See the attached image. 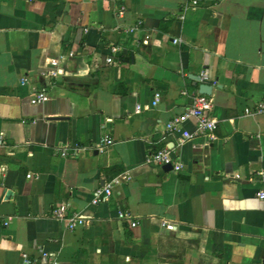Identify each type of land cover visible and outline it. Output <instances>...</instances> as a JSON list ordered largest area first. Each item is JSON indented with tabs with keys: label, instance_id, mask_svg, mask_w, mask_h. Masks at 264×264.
Here are the masks:
<instances>
[{
	"label": "crops",
	"instance_id": "1",
	"mask_svg": "<svg viewBox=\"0 0 264 264\" xmlns=\"http://www.w3.org/2000/svg\"><path fill=\"white\" fill-rule=\"evenodd\" d=\"M189 1L0 0V264H264V0H198L180 18ZM71 49L63 73L43 74ZM201 71L218 126L181 143L165 124ZM42 87L48 99L31 104ZM106 135L113 143L94 149ZM65 145L80 151L61 156ZM164 148L179 170L148 161ZM66 201L85 225L51 215Z\"/></svg>",
	"mask_w": 264,
	"mask_h": 264
},
{
	"label": "built area",
	"instance_id": "2",
	"mask_svg": "<svg viewBox=\"0 0 264 264\" xmlns=\"http://www.w3.org/2000/svg\"><path fill=\"white\" fill-rule=\"evenodd\" d=\"M33 1V0H29ZM198 3V0H191L187 2L182 7V13L179 14L180 18L184 17V12L189 8H194ZM125 11V6L121 5L119 9L117 10V14L121 16ZM141 20L138 19L133 25L127 28L128 32H133L136 30L139 25L141 24ZM173 43H179V38H173ZM113 50H116V48H113ZM74 50L71 49L68 51L66 55H60L57 58H50L46 59L44 64L47 66V70L44 71V75L47 77H56L57 75L63 73V69L59 66V63L63 61L66 57H72L74 55ZM107 63L113 62L112 55L108 56L106 58ZM199 79L202 83L210 82L209 75L206 71H201L199 75ZM26 78H21L20 82L21 84L26 83ZM160 93L155 92L152 99V106L157 105V103L160 100ZM48 99V94L46 92L45 88H36L34 89L33 95L30 98V103L33 105L40 104L45 102ZM190 105L185 109L184 112L174 115L171 119H169L165 124V131L167 134H180V142L183 143L184 141L188 139H192L198 135H212L213 132L217 129V121L213 117L209 115V111L212 109L213 106V98L212 96L205 94V93H193L190 96ZM149 105L140 106L137 105L136 109H148ZM258 110L262 111L264 109V104L260 103L258 105ZM193 119L195 121V128L193 131H189L187 129H183L182 125L185 121ZM113 143V139L106 135L100 141L97 143L93 148L96 150H102L105 146L111 145ZM61 156H67V155H76L80 151V147L77 145H73L71 147L69 146H60L57 149ZM148 161H152L156 164H165V163H171L173 166V169L175 171L179 170L182 167V163L176 159H174L170 154L169 148H164L160 151H157L155 153L150 154ZM258 174L261 176V178L264 180V169L260 170ZM123 179H126V177L123 176H116L110 178L108 181L104 182L103 185L96 187L92 192V198L91 203L93 205H96L100 202L108 201L110 196L112 195L114 191V186L120 183V181ZM255 197L261 201L264 204V189H259L255 193ZM51 215L58 219L65 222L66 227L69 230H74L76 227L85 225L87 223V218L84 215H81L79 213L70 212V203L69 202H61L55 205L51 210ZM118 218L119 219H125L130 222L131 226L136 225V221L133 220V217L124 211L118 210ZM10 217H7L6 219L2 220V223L4 225H7L9 223ZM161 225L165 227L168 230H172L174 228V224L171 222H168L166 220H163L161 222ZM42 255L44 257L49 256V253L43 251ZM32 260L27 256L24 255L22 259V264H32Z\"/></svg>",
	"mask_w": 264,
	"mask_h": 264
},
{
	"label": "water",
	"instance_id": "3",
	"mask_svg": "<svg viewBox=\"0 0 264 264\" xmlns=\"http://www.w3.org/2000/svg\"><path fill=\"white\" fill-rule=\"evenodd\" d=\"M212 90V86L208 83H201L199 85V92L200 93H205V94H210ZM164 169H171L172 168V164L171 163H165L163 166Z\"/></svg>",
	"mask_w": 264,
	"mask_h": 264
}]
</instances>
